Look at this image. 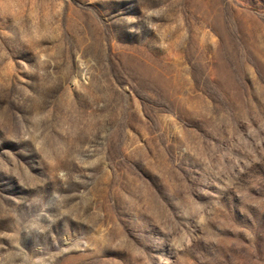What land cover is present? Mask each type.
<instances>
[{
    "label": "rangeland",
    "instance_id": "374dc122",
    "mask_svg": "<svg viewBox=\"0 0 264 264\" xmlns=\"http://www.w3.org/2000/svg\"><path fill=\"white\" fill-rule=\"evenodd\" d=\"M0 264H264V0H0Z\"/></svg>",
    "mask_w": 264,
    "mask_h": 264
}]
</instances>
